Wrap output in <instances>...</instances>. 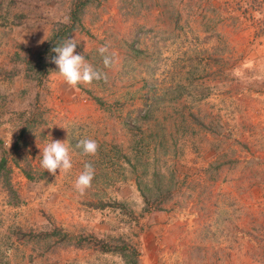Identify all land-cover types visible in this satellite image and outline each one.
<instances>
[{"label": "rangeland", "instance_id": "rangeland-1", "mask_svg": "<svg viewBox=\"0 0 264 264\" xmlns=\"http://www.w3.org/2000/svg\"><path fill=\"white\" fill-rule=\"evenodd\" d=\"M73 1L0 0V264H124L80 236L139 264H264V0H93L69 38L106 80L76 91L52 64L42 88L30 63ZM51 140L70 173L41 167Z\"/></svg>", "mask_w": 264, "mask_h": 264}, {"label": "clouds", "instance_id": "clouds-1", "mask_svg": "<svg viewBox=\"0 0 264 264\" xmlns=\"http://www.w3.org/2000/svg\"><path fill=\"white\" fill-rule=\"evenodd\" d=\"M77 43L74 38H68L61 46L53 48L56 56L53 63L58 68L55 72L72 89L79 91L80 85L91 86L94 82L106 80V74L96 70L83 55L77 54ZM102 56L105 68L113 64V56L109 54V48L102 45L98 49ZM81 150V155L95 157L98 153L99 145L95 139L83 138L75 145ZM41 167L48 173L56 175L57 170L60 174H68L73 168L72 157L66 142L52 141L48 143L41 153ZM59 174V175H60ZM95 176V169L89 163L84 164L83 171L80 172L74 181V188L77 193L83 195L92 187V181Z\"/></svg>", "mask_w": 264, "mask_h": 264}, {"label": "trees", "instance_id": "trees-1", "mask_svg": "<svg viewBox=\"0 0 264 264\" xmlns=\"http://www.w3.org/2000/svg\"><path fill=\"white\" fill-rule=\"evenodd\" d=\"M93 0H74L68 15V20L66 23H58L53 28L47 43L44 48L37 52L35 55V59L30 63V68L33 72H35L36 80L41 84V87L44 88L45 77L49 72V68H51L53 63V58L56 56V53L53 52V48L56 46H61L65 40H67L71 33L80 26L81 16L84 13L85 8L92 2ZM16 147V145H14ZM7 167V157L3 155L0 158V177H2L3 171ZM7 190L10 191V183L8 180L4 182ZM145 200V204L147 205L148 199L143 196ZM152 204V203H151ZM120 206V205H118ZM160 210V209H159ZM61 231L58 229H54L51 235H60ZM64 238L75 239V237H68L67 234H61ZM119 245H109L104 241L96 239L95 237H78L75 239V246L82 247L84 244H93L98 247V249L102 253H113L118 254L124 264H139V253L135 249L122 240L118 241ZM121 244V245H120Z\"/></svg>", "mask_w": 264, "mask_h": 264}]
</instances>
